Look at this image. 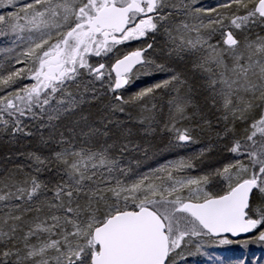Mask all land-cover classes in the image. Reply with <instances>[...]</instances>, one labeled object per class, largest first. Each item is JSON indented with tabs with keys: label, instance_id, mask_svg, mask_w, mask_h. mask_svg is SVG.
I'll return each mask as SVG.
<instances>
[{
	"label": "snow or ice",
	"instance_id": "1",
	"mask_svg": "<svg viewBox=\"0 0 264 264\" xmlns=\"http://www.w3.org/2000/svg\"><path fill=\"white\" fill-rule=\"evenodd\" d=\"M0 25L28 33L0 65V138L25 161L0 167V264H222L208 248L264 245V0H29ZM141 38L110 72L90 62ZM198 133L215 139L197 158L227 153L211 173L124 163L157 135L178 148Z\"/></svg>",
	"mask_w": 264,
	"mask_h": 264
},
{
	"label": "rangeland",
	"instance_id": "2",
	"mask_svg": "<svg viewBox=\"0 0 264 264\" xmlns=\"http://www.w3.org/2000/svg\"><path fill=\"white\" fill-rule=\"evenodd\" d=\"M26 2H29V0H15L14 7L8 5L7 0H2V3H0V14L7 15L10 11H18L19 6ZM198 2L202 3L205 8H208L222 3L223 0H198ZM0 29L8 33L6 36H0V65L6 69L9 66V63H15V61L10 58L19 55V53L25 49L28 33L23 32L18 35H13L4 25H0ZM20 36L25 37V39H20ZM147 42L152 41L148 38H144L142 44H137L135 42L130 45V49L144 47ZM158 43H163L162 37H158ZM9 49L13 51L9 52ZM16 66L20 67L21 65ZM165 75V73H156L155 75L149 76L141 75L130 85L126 86L123 91L125 92V95L133 94L143 87L164 78ZM32 82L33 81L31 80H24L22 83L30 84ZM97 87H100L99 83L97 84ZM93 112H95V109H93ZM214 139V134L212 133H198L196 143L178 148H167L164 147L167 144V137L157 135L155 138H150L151 148L146 155L143 152H134L127 156L124 163L130 165L137 173H147L157 167L170 164L180 159H190L195 164V168L188 170L184 175L199 177L213 172L216 168L222 167L223 164L227 162V153L219 150L222 145H218L216 150L207 153L204 157L197 158L200 150L205 148L210 142L214 141ZM137 142L148 146V141ZM14 151L15 149L12 148V146L8 145L2 138H0V167H11L12 163H25L23 159L17 160L15 157H13L12 161L6 159V157L11 155ZM223 188L224 185L222 181L214 180L213 183L206 187V190L222 194ZM207 251L212 252L215 258L221 261L222 264H241V261H247L248 264H264V245L258 243L244 244L243 241H241V243L238 244L208 248ZM186 259L187 264H209L207 258L203 256L193 255L186 257Z\"/></svg>",
	"mask_w": 264,
	"mask_h": 264
},
{
	"label": "flooded vegetation",
	"instance_id": "3",
	"mask_svg": "<svg viewBox=\"0 0 264 264\" xmlns=\"http://www.w3.org/2000/svg\"><path fill=\"white\" fill-rule=\"evenodd\" d=\"M144 41V38L137 39V40H131L128 42H125L123 44L117 45L112 52L108 53L107 56L102 57H90V62L93 65H98L99 63H104L106 65V69L104 71L110 72L112 69V66L115 64L117 59L122 58L124 55L130 53L131 51L137 50L142 47H136L135 49H130V45L133 43L142 44ZM112 76L115 77V73L112 72Z\"/></svg>",
	"mask_w": 264,
	"mask_h": 264
}]
</instances>
